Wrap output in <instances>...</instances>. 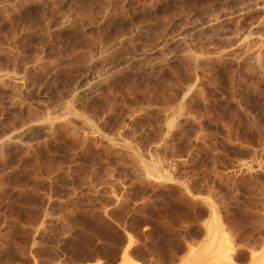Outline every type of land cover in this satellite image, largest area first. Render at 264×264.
<instances>
[{"label": "rangeland", "instance_id": "1", "mask_svg": "<svg viewBox=\"0 0 264 264\" xmlns=\"http://www.w3.org/2000/svg\"><path fill=\"white\" fill-rule=\"evenodd\" d=\"M0 264H264V0H0Z\"/></svg>", "mask_w": 264, "mask_h": 264}]
</instances>
